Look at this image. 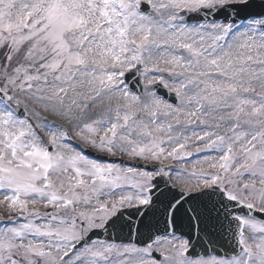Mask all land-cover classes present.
Instances as JSON below:
<instances>
[{"label":"snow or ice","instance_id":"6c2138e0","mask_svg":"<svg viewBox=\"0 0 264 264\" xmlns=\"http://www.w3.org/2000/svg\"><path fill=\"white\" fill-rule=\"evenodd\" d=\"M0 207V264H264V0H0Z\"/></svg>","mask_w":264,"mask_h":264},{"label":"rangeland","instance_id":"374dc122","mask_svg":"<svg viewBox=\"0 0 264 264\" xmlns=\"http://www.w3.org/2000/svg\"><path fill=\"white\" fill-rule=\"evenodd\" d=\"M48 119H54L53 117H51V116H49L48 117ZM78 143V142H77ZM80 146H82V145H80ZM203 155V154H202ZM198 158H200V157H197V156H193V157H191V158H189V161H188V166L190 167V165H191V163L192 162H194L195 160H197ZM173 166H176V168H178L179 167V164L178 163H176V162H173V165H172V167ZM173 183H174V181H173Z\"/></svg>","mask_w":264,"mask_h":264},{"label":"water","instance_id":"95a60500","mask_svg":"<svg viewBox=\"0 0 264 264\" xmlns=\"http://www.w3.org/2000/svg\"><path fill=\"white\" fill-rule=\"evenodd\" d=\"M161 188L163 189V185H161Z\"/></svg>","mask_w":264,"mask_h":264}]
</instances>
